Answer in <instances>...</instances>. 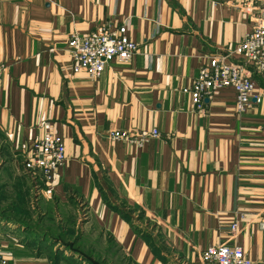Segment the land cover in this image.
<instances>
[{"label": "crops", "instance_id": "1", "mask_svg": "<svg viewBox=\"0 0 264 264\" xmlns=\"http://www.w3.org/2000/svg\"><path fill=\"white\" fill-rule=\"evenodd\" d=\"M240 1L0 0V168L35 193L39 217H78L81 206L102 249L108 240L134 264H205L201 250L219 242L264 261V83L253 75L262 99L242 112L229 85L197 110L181 91L249 29ZM121 21L138 45L130 59H110L94 78L73 72L68 33ZM153 126L159 134L140 146L107 135ZM46 130L65 148L47 184L21 164ZM11 216H0V250L14 263L68 264Z\"/></svg>", "mask_w": 264, "mask_h": 264}, {"label": "built area", "instance_id": "2", "mask_svg": "<svg viewBox=\"0 0 264 264\" xmlns=\"http://www.w3.org/2000/svg\"><path fill=\"white\" fill-rule=\"evenodd\" d=\"M240 6L250 15L249 29L225 54H209L206 61L198 66L190 83L181 87V91L188 94L193 109H202L205 97L224 85L233 89V104L237 112L245 111L253 101L259 102L262 99V92L256 86L253 75H258L264 83V0H259L258 3L241 0ZM65 44L71 70H83L89 78L98 76L112 58L118 61L129 60L138 47L127 33L126 21L98 24L82 33L72 30L68 33ZM229 54L236 57L230 58ZM158 134V129L154 126L133 131H107L110 138L123 139L136 146ZM28 149V153L21 159L22 171L32 179L38 177L43 183H49L65 158L61 135L48 130L34 135ZM258 226L264 231V216L258 221ZM229 227L234 230L236 222L233 220ZM200 258L205 264H264L262 260L246 256L241 246L224 242L206 245L200 252ZM0 264L16 263L9 258L7 252L0 250Z\"/></svg>", "mask_w": 264, "mask_h": 264}, {"label": "rangeland", "instance_id": "3", "mask_svg": "<svg viewBox=\"0 0 264 264\" xmlns=\"http://www.w3.org/2000/svg\"><path fill=\"white\" fill-rule=\"evenodd\" d=\"M20 173L18 175L22 177L26 175L22 172ZM0 176H2L0 177L2 181V183L0 181V216L4 214L12 215L11 218L15 224H21L17 218L31 223L36 230L38 229L37 231L50 235L51 239L49 241H52V235L58 237V241H56L57 238L54 239L53 237V243H49L50 246L54 244V247L60 250L64 248L63 246H66L65 254L72 253L82 264L86 263V260L92 264L127 263L126 257L118 249L115 250L112 242L106 240V251L102 249L103 241L99 240L97 224L93 221H88L87 217H83L85 209L81 208V206L78 208V217H53V213L48 214V217H39L38 199H36L35 193L30 190L29 186L20 183L21 180L19 179L17 180L18 182L9 183L8 180L14 176L10 168H0ZM26 181L30 184L27 178ZM6 184H11V190H5ZM10 203H13L12 206H10ZM1 220L3 219L0 218ZM56 220L61 221L64 226H57L54 223ZM78 252L82 253L83 256H79Z\"/></svg>", "mask_w": 264, "mask_h": 264}, {"label": "trees", "instance_id": "4", "mask_svg": "<svg viewBox=\"0 0 264 264\" xmlns=\"http://www.w3.org/2000/svg\"><path fill=\"white\" fill-rule=\"evenodd\" d=\"M0 218H8V217H0ZM22 223H25V225L27 224L26 225L27 228H29L30 230H33V233L35 236L30 238L31 242L34 243L36 241V245H42V246L48 245L49 243H51V244L53 243V241H51V242L49 241L50 238H48V236H46L43 232H39V231L33 229L34 227H32L31 223L25 222V221H23ZM56 241H58V239H56ZM63 247L64 248H62L61 250L56 248L52 253L48 254V257L52 262H57L58 260H63L68 264H82L77 259V257L73 256L72 253H70V254L63 253V249L67 248L66 246H63ZM81 255H82V253H79V256H81ZM126 260H127L126 264H134V263L130 262L128 259H126ZM83 264H92V263H89V261L86 260V263L84 262Z\"/></svg>", "mask_w": 264, "mask_h": 264}]
</instances>
